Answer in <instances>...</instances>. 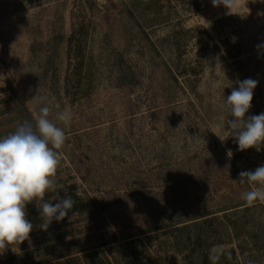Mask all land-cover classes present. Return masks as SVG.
I'll return each mask as SVG.
<instances>
[{
  "label": "rangeland",
  "instance_id": "374dc122",
  "mask_svg": "<svg viewBox=\"0 0 264 264\" xmlns=\"http://www.w3.org/2000/svg\"><path fill=\"white\" fill-rule=\"evenodd\" d=\"M232 12L211 0H0V137L49 106L67 140L44 199L76 205L44 231L38 201L27 204L29 239L0 264H212L213 248L216 264H264V202L248 205L254 185L239 182L264 145L218 137L237 81H258L246 116L264 112V0ZM66 108L67 126L55 120Z\"/></svg>",
  "mask_w": 264,
  "mask_h": 264
},
{
  "label": "clouds",
  "instance_id": "9594fccd",
  "mask_svg": "<svg viewBox=\"0 0 264 264\" xmlns=\"http://www.w3.org/2000/svg\"><path fill=\"white\" fill-rule=\"evenodd\" d=\"M211 3L214 7L223 5L233 13L237 0H211ZM237 84L221 105L222 136H217L222 142L232 137L239 151L259 150L260 145H264V112L246 116L258 81L247 78ZM51 111L47 105L40 107L34 123L25 120L13 132L0 137V250L29 239L34 226L26 218L27 204L38 201L36 205L43 221L40 227L44 231L53 220H63L75 204L70 196L59 199L54 205L44 199L46 192L56 190L54 177L61 161L58 150L67 140L65 129L50 118ZM55 120L67 126L72 113L66 108L56 113ZM227 155L232 156L230 149ZM239 177L240 183L254 185L241 194V199L248 205L264 202V164L254 170L241 171ZM223 251L222 248L211 249L212 264H216Z\"/></svg>",
  "mask_w": 264,
  "mask_h": 264
},
{
  "label": "trees",
  "instance_id": "16d2710c",
  "mask_svg": "<svg viewBox=\"0 0 264 264\" xmlns=\"http://www.w3.org/2000/svg\"><path fill=\"white\" fill-rule=\"evenodd\" d=\"M78 199V198H77ZM79 200V199H78ZM78 206V205H77ZM76 207V205L74 204L73 208ZM71 209L70 212L74 211V209Z\"/></svg>",
  "mask_w": 264,
  "mask_h": 264
}]
</instances>
